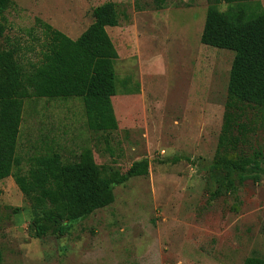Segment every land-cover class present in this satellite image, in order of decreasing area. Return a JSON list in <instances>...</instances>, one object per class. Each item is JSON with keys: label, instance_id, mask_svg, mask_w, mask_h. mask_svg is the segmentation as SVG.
I'll return each instance as SVG.
<instances>
[{"label": "rangeland", "instance_id": "obj_1", "mask_svg": "<svg viewBox=\"0 0 264 264\" xmlns=\"http://www.w3.org/2000/svg\"><path fill=\"white\" fill-rule=\"evenodd\" d=\"M113 2L119 23L106 31L117 51L114 130L94 131L77 97L23 99L16 145L24 173L39 156L76 162L88 149L102 172L123 174L146 158L148 173L113 187L111 204L64 235L35 237L28 199L12 176L0 180L2 264H242L264 258V106L238 103L228 157L260 160L258 181L209 167L228 102L233 52L203 45L207 0H10L0 50L15 49L30 73L45 38L41 23L76 39L92 10ZM264 9V0H260ZM225 3L219 5L220 10ZM175 157H180L174 161ZM248 172L249 166L246 167ZM235 184V183H234Z\"/></svg>", "mask_w": 264, "mask_h": 264}, {"label": "trees", "instance_id": "obj_2", "mask_svg": "<svg viewBox=\"0 0 264 264\" xmlns=\"http://www.w3.org/2000/svg\"><path fill=\"white\" fill-rule=\"evenodd\" d=\"M173 0H149L162 9ZM10 0H0V18ZM200 42L233 52L227 92L228 102L218 138L215 158L209 167L228 170L235 178L229 187L245 180L258 181L260 160L243 156L228 157L230 146L239 141L230 133L236 126L238 103L264 106V9L260 0H207ZM226 4L224 10L219 9ZM93 21L76 38L41 23L45 38L39 63L24 71L15 58V49L0 50V180L12 176L28 199L35 237L64 235L78 221L111 204L113 187L148 173V160L132 162L123 173L106 174L85 149L76 162L65 163L57 153L36 157L24 173H13L18 166L16 145L23 99L32 95L45 98L77 97L82 100L86 123L94 131L114 130L117 121L111 98L116 95L114 61L117 51L106 28L117 26L119 15L113 2L92 10ZM4 26L0 22V35ZM180 157H175L174 161ZM249 166V171L247 170ZM235 183V184H234ZM0 249V264H2ZM242 264H264V258L251 254Z\"/></svg>", "mask_w": 264, "mask_h": 264}]
</instances>
